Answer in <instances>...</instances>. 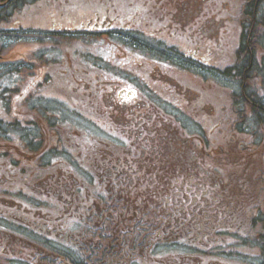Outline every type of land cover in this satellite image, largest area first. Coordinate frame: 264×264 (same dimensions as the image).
<instances>
[{"label":"flooded vegetation","instance_id":"af4514ba","mask_svg":"<svg viewBox=\"0 0 264 264\" xmlns=\"http://www.w3.org/2000/svg\"><path fill=\"white\" fill-rule=\"evenodd\" d=\"M227 4L207 0L187 8L183 0H173L167 9L174 23L165 16L150 34L134 28L137 39L127 47L148 64L136 74L141 84L120 92L114 113L102 109L107 128L87 116L105 131L96 135L86 128L87 141L95 136L109 145L100 148L101 160L89 150L75 154L81 146H75L70 122L75 116L57 111L59 93L38 95L52 102L38 101L32 93L24 99L26 109L13 110L11 93L21 92L25 77L10 70L13 76L0 78V264H264L263 215L257 218L261 233L253 240L246 236V213L255 206L264 212V78L258 89L251 82L259 79L247 68L242 94L247 108L233 98L240 106L235 129H222L226 119L209 129L208 137L200 129L190 135L182 126L183 111L172 107L177 79L162 70L184 57L189 40L196 47L192 52L202 56L204 42L215 40L213 29L200 23L207 12L218 23ZM236 11L227 19L239 22L237 36L247 43L264 22V0H246L239 15ZM216 27V34L232 35L219 23ZM70 79L63 89L77 79L87 83L85 77ZM99 79L91 77L90 86ZM94 114L98 117V109ZM64 130L69 132L65 142ZM230 176L246 193L230 190Z\"/></svg>","mask_w":264,"mask_h":264},{"label":"rangeland","instance_id":"374dc122","mask_svg":"<svg viewBox=\"0 0 264 264\" xmlns=\"http://www.w3.org/2000/svg\"><path fill=\"white\" fill-rule=\"evenodd\" d=\"M206 1L207 0H200V3L202 4ZM218 1H221V4L225 1L229 2V4L223 5L224 8L220 5V8L224 9V12L221 14L218 23L221 31L228 30L232 35L230 36V34H224L223 32L216 34L217 27L214 28V25L217 24L218 26V23L213 22L215 19L211 18L212 13L207 12L205 15L208 17L204 18L200 25L205 30L213 29L215 42H210V44L207 45L205 38L206 42H204V44H206V46L205 49L201 50L203 54L200 58V60L202 59V63L197 61L196 66H191V69H194L192 72L182 69H179L181 71L174 70L173 72H169L166 71L165 68H162L164 73L174 76L177 79L178 84L173 85L176 90H172V95L176 96L174 93L184 94V98L181 102L182 107L185 105L187 111L194 112L193 115L205 126L204 130L199 125V129L203 132L204 136L207 135L209 129L216 125H221L223 120L226 119L227 121H225L222 129H224V131L226 128L234 130L237 120L236 110L240 109V106L234 102L230 90L228 89L231 83L230 85L224 84V82L220 80L224 75H222L221 69L219 68L224 69L226 64H228V66L231 65L235 53L239 50L237 36L239 22L228 20L227 17L229 14L227 13L237 10L236 12L239 15V8L241 9L243 7L246 0ZM172 2L173 0H38L36 4H32L25 9H20L19 11L15 10L11 17L0 24V63L3 64L1 66L4 68L8 66H24L20 71V76L25 77V80L23 79L20 85L22 86V90H20L21 92L19 94L17 92L11 93L9 101L10 109H26L28 106L24 99L31 97L32 93V96H34V94L37 95L38 101L52 102L51 99L42 98L38 95L45 94L49 96L55 91L59 93L58 97L61 99L55 101L57 102V111L72 112L75 116L70 121L71 125L73 124L76 126V129L79 130L82 128L83 130H87L86 128L89 127L93 132H96V135L97 131L105 135V131H101L96 123H93V120L87 119V116H93L94 120L102 122L103 126L107 128L109 122L105 124L104 119L101 117L104 113L101 109V98L108 97L107 106L104 105V101L102 105L104 108L111 107L110 109H112V111L107 110V112L114 113L115 111L113 110L118 107L120 92L124 94V92L134 91L137 88V84L135 85L136 81H138V84H141L142 81L136 78L138 77L136 74L139 69L145 70L148 64H145L146 59L141 58L136 50L132 52L127 47V45H130L129 42L137 39V37H133V28L150 34L151 30L158 26L156 23L157 20L160 19L159 21L162 22V18L165 16H168V20L174 23L171 14L168 12V9L173 8V5H171ZM183 2L185 3L184 7L187 8H196L200 5L197 0H183ZM141 5L142 7L140 10L136 8ZM262 19H264V16ZM194 22V19L191 20L187 26L192 25ZM263 24L264 22H262L261 27L259 25L256 31H254V35L251 36L249 40V42L252 43V45L255 44L256 47L258 46L257 41L259 42L260 36L264 34ZM111 26L114 28H126L128 32L120 31L118 34L116 33L117 35L115 36L105 33V36L102 35L98 39H96L97 34L93 32H85L87 36H78L79 38H77V36H71L69 33L70 30L73 31L75 28L90 29ZM166 26L173 27L175 25L166 24ZM197 28H199V26L194 27V29ZM50 31L54 32L55 39L58 38V35L65 36L64 33H67L68 36L70 35L72 39L71 41H63V39H60L54 42L49 38L51 36L50 33L47 35L45 34ZM58 31L64 32L63 34H56L55 32ZM92 34L93 36H91ZM149 34H147V36ZM258 35L259 38H257ZM90 36L94 39H90ZM192 37L195 41H199L200 39L198 37ZM147 38L149 39V37ZM141 39L138 37V40ZM91 40L93 41L90 42ZM125 41L127 43H124ZM57 43L60 46L57 48L53 47V45ZM122 43H124V45H121ZM185 47L191 50L196 48L192 44L183 45V50ZM124 50H126L127 53L124 52ZM80 51L81 55L83 52L87 51L88 53L84 57H88L92 62H90L89 59H81L80 54H78ZM121 53L123 55H120ZM153 53L155 54L154 51ZM153 53H150V55H154ZM186 54L190 57L193 56L191 52ZM263 55L264 52L260 53L258 58L261 59ZM69 56H71L72 61L76 64L72 65ZM121 56L124 57L125 61H120ZM198 57H200V55H198ZM58 58L63 60H58ZM101 59H105L112 66L106 68V64L101 61ZM184 59L189 62L194 61L189 57L181 58L180 60L184 62ZM140 60H142L144 64L138 67V61ZM150 61L154 60L150 58ZM150 64L152 65V63ZM93 66H95V68ZM98 66L103 69L106 68L103 72L108 78L101 76L102 72L96 69ZM68 69L73 72L72 76L76 75L75 77H80L79 75H83L86 72L87 76L84 77L87 79V83L80 84V87H78L74 80L72 81L74 83L70 86L68 91L63 89L64 85H68L71 81L65 72V70ZM89 69L91 74L87 72ZM157 70L158 69H156L155 72L159 74L160 70ZM195 71L198 72L194 73ZM201 71H203L202 74L200 73ZM98 74L104 78V80H99V83L93 81L92 86H90V78L94 77V79H97ZM209 75H212L211 78L215 83L202 85L199 79ZM46 77H49V79ZM139 77L143 76L139 75ZM254 77H257L259 82H261L259 75L256 74ZM109 82L113 83L109 84ZM251 83L254 84L255 87H259L258 80H254ZM114 86H117L116 91H113L114 89L111 88ZM154 88L157 91L161 90V87L154 86ZM39 90L42 91L40 92ZM177 90L179 92L183 90L185 93H179ZM186 91L189 93H186ZM114 95L116 97H114ZM89 102H93L94 107L98 109V117L94 114L96 109L92 107V112L89 110L91 107ZM1 103L0 101V111L2 108ZM176 104L178 103L176 102ZM178 105L181 106L180 104ZM74 109L75 112L73 111ZM76 110H78V112ZM212 115H214V117L217 116L220 120L211 121L210 116ZM228 120H231L233 124L229 125ZM186 123L191 129L192 127L195 128L190 120ZM218 126H216V128ZM58 129H60L59 125ZM191 129L190 131H193ZM76 134L77 131H75V136ZM68 135L69 132L65 134L64 130V142ZM209 136L208 133V137ZM83 137L85 139L88 137L87 131L83 133ZM240 172V177H244L246 166H243ZM232 177L233 176H230V181L226 183L227 186H230V190H234V194L237 192L241 195L246 193L238 190V186L236 183H233ZM238 204L239 198L237 200V206L234 207L237 208ZM261 215H263L262 221H264V212H260L257 206H255L254 211L249 210L246 213L248 224L246 236L252 240L256 239V236L262 231L263 224L261 220L259 221L257 219ZM235 248L239 250V245H235Z\"/></svg>","mask_w":264,"mask_h":264},{"label":"trees","instance_id":"16d2710c","mask_svg":"<svg viewBox=\"0 0 264 264\" xmlns=\"http://www.w3.org/2000/svg\"><path fill=\"white\" fill-rule=\"evenodd\" d=\"M1 1H6V0H1ZM26 2L36 4L38 0H11L9 3L6 5H0V23L2 21H6V19L11 16L15 10H20L23 7L26 6ZM27 3V4H28ZM86 31V30H85ZM84 31V32H85ZM99 33H104L103 31ZM111 34V32H109ZM239 72H242V69L239 70ZM46 107H49L45 104Z\"/></svg>","mask_w":264,"mask_h":264}]
</instances>
